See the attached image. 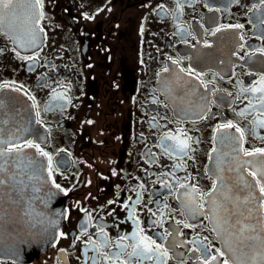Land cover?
<instances>
[{
    "label": "flooded vegetation",
    "instance_id": "1",
    "mask_svg": "<svg viewBox=\"0 0 264 264\" xmlns=\"http://www.w3.org/2000/svg\"><path fill=\"white\" fill-rule=\"evenodd\" d=\"M20 2L0 144L37 151L65 213L48 251L0 264H241L213 196L220 178L222 210L264 225V0H43L24 27Z\"/></svg>",
    "mask_w": 264,
    "mask_h": 264
},
{
    "label": "water",
    "instance_id": "2",
    "mask_svg": "<svg viewBox=\"0 0 264 264\" xmlns=\"http://www.w3.org/2000/svg\"><path fill=\"white\" fill-rule=\"evenodd\" d=\"M30 7V3L25 5ZM32 8L22 15L32 14ZM21 24L24 23L21 21ZM17 41L28 35L8 26ZM0 144V150H3ZM0 254L18 260H28L47 251L54 243L64 216V209L50 199L51 179L47 165L33 150L20 149L0 155ZM48 183L44 190L43 184ZM26 185H36L25 191ZM27 188V187H26ZM222 179L214 197L222 196ZM24 198V199H23ZM25 203L20 207L17 202ZM220 224V225H219ZM220 237L230 257L241 264L264 260V227L258 207L251 212H222L219 221Z\"/></svg>",
    "mask_w": 264,
    "mask_h": 264
},
{
    "label": "snow or ice",
    "instance_id": "3",
    "mask_svg": "<svg viewBox=\"0 0 264 264\" xmlns=\"http://www.w3.org/2000/svg\"><path fill=\"white\" fill-rule=\"evenodd\" d=\"M16 2V0H0V9L2 10H9L11 9V7L13 6V4ZM30 3V7L32 8V14L30 16V19H32L35 24H39L40 20L43 19V0H29ZM42 31V29H40ZM262 79H264V77H262ZM5 87L7 85H4ZM264 90V89H262ZM227 127H231V125H227ZM237 131H239V129H237ZM29 146H33L36 147L37 150L39 151L40 155L42 156H48V154L46 152H44L42 149L39 148V145H32V142L29 141L28 142ZM182 146L183 147H187L186 143L182 142ZM18 151L19 150V146L18 145H12L6 149L0 150V155H4L5 152L11 153L12 151ZM261 151V150H258ZM247 155H252V153H246ZM48 161H49V165H51V157H48ZM253 176H255V173H252ZM2 182V181H0ZM257 183L260 184V181L257 180ZM59 187V186H57ZM260 192L262 195H264V184H260ZM147 239V238H145ZM154 243V242H151ZM137 247H139V244L137 245ZM158 247V246H157ZM146 250L150 251L151 250V245L148 244L146 246ZM221 255H223V253H221ZM213 259H215V257H213ZM223 264H228V262L225 260L223 262Z\"/></svg>",
    "mask_w": 264,
    "mask_h": 264
}]
</instances>
